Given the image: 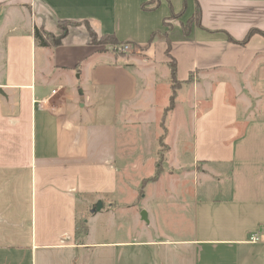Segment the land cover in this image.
<instances>
[{
	"label": "crops",
	"instance_id": "1",
	"mask_svg": "<svg viewBox=\"0 0 264 264\" xmlns=\"http://www.w3.org/2000/svg\"><path fill=\"white\" fill-rule=\"evenodd\" d=\"M185 1L170 18L183 0H0V264H264V0ZM34 27L64 35L41 46ZM250 29L244 45L229 40ZM89 30L138 54L100 48ZM170 58L180 85L164 125L180 111L194 183L164 230L161 201L140 204L159 179L131 180L140 161L119 136L161 121L168 102L152 110L160 87L169 101ZM110 197L108 211L134 208L136 226L93 227Z\"/></svg>",
	"mask_w": 264,
	"mask_h": 264
},
{
	"label": "rangeland",
	"instance_id": "2",
	"mask_svg": "<svg viewBox=\"0 0 264 264\" xmlns=\"http://www.w3.org/2000/svg\"><path fill=\"white\" fill-rule=\"evenodd\" d=\"M67 24L62 23L60 27H65ZM101 38V37H100ZM97 37L92 36V41L99 45L98 47L102 48L105 47V43L100 42ZM110 45V44H109ZM109 51L116 55H125V54H131V53H137L134 50L130 51H122L118 48L117 45H110ZM233 74V73H232ZM214 77H221V78H227L229 81V77L223 72V73H216L213 74ZM234 81L239 83L241 86L245 85V80L242 76L237 75L232 78ZM252 81V80H251ZM165 86V85H164ZM171 86V85H170ZM231 89V88H230ZM229 89V93L231 94V90ZM168 90V89H167ZM245 91L243 93L247 94L248 90L244 89ZM165 91V87H160L158 96L155 101L154 109L152 110V113L158 115V118L160 117V112L162 111V108L166 105L161 104H167V93L166 95H163V92ZM249 95V94H247ZM166 96V97H164ZM164 98V99H163ZM187 102H184L182 104V109L185 112H188L187 105H191L192 101L191 99H186ZM245 104V103H244ZM206 102H202L200 107L198 108V111L205 109L207 107ZM180 114V111H178ZM178 113L176 114V117L168 122L167 129L164 127V132L161 127V121L160 119L156 122L152 121V123H149L148 125H145L142 123H138L134 125L135 127L128 126L123 130V133H120L119 140L121 142V139H124V136H127L130 149L135 150L136 149V156L131 157V160H137L140 161V164H135V169L133 171V175L131 176V180L136 182H139L142 178L143 184H145L147 180H150L154 175L156 177V181L159 179V181L154 183H147V186L145 187L146 191V198L141 202L142 206L145 204L146 206L151 205V199L156 198L161 201V205L157 206L155 211L158 216V225H161L162 228L166 229V223L168 222L167 219L172 217L173 215H181V206L180 203L183 199H187L189 196L193 195V175L190 170H192L193 167H191V157L190 155V149H191V140L188 132L186 129H182V116L180 114L179 117ZM154 116V115H153ZM185 123V128H186ZM169 145L172 147L171 150H169ZM135 146V149L133 148ZM137 163V162H136ZM190 172V173H188ZM188 174L190 175L188 177ZM131 181V182H132ZM188 184V187L183 190L182 185ZM174 187L177 189H173L172 196H167L164 193L161 192L160 189H163L165 187ZM201 192V191H199ZM168 193V192H167ZM212 193V192H211ZM175 194V196H174ZM214 194L216 192L214 191ZM178 195V196H177ZM112 202V198L102 200L101 199V206L103 207V212H100L97 215V220L94 221L92 224L93 227L101 232L104 229L109 230V233L112 234L117 229H126V228H133L136 226V223L134 222V208L133 209H124V210H115V212H109L108 204ZM100 206V207H101ZM91 206H86L84 210H86V213H90ZM135 209L140 210L139 213V219H137V224L142 225L143 227H149L148 219L144 220L142 219V212L146 213V210L144 208H141L139 206H136ZM82 223L80 222V225ZM91 225V226H92ZM101 235V234H99Z\"/></svg>",
	"mask_w": 264,
	"mask_h": 264
},
{
	"label": "trees",
	"instance_id": "3",
	"mask_svg": "<svg viewBox=\"0 0 264 264\" xmlns=\"http://www.w3.org/2000/svg\"><path fill=\"white\" fill-rule=\"evenodd\" d=\"M156 5H157V3H156ZM156 5L151 2V3H149V5H146L145 7L146 8H154V7H156ZM185 7H186V1L183 0V6H182L181 11L179 13H177V14H174V13L171 12L170 18H174L176 16H179L181 13L184 12ZM199 16H200V9H199L198 6H196L194 15L191 18H189L186 23L182 24V31H183L184 34H188L189 33L193 21L197 25H199ZM62 23L63 22L60 21L58 23V25L60 26ZM165 24H167V23L165 22ZM256 31L257 30H255V29H250L242 40L235 41V40L230 39V38H229V40L232 41L233 43L244 45L246 43V41L248 40L249 36L252 33L256 32ZM89 34H90L91 38H92V36L95 37V35H93L92 31H90V30H89ZM63 35H64V30H63V33L61 35H59V37H56V36H54V35H52L50 33H46L44 30H42V29H40L38 27H34V29H33L34 39H35L36 43L38 45H41V46H47L49 44H55V45L59 44L60 38H62ZM99 41L103 42L105 44L118 45L117 40L114 38V36H111V35L102 36L99 39ZM167 65L169 67V78H170V83H171V93H170V96H169L168 105L164 108L163 116L161 118V127H162L163 132H164V127H163L164 126V114L167 111L173 109L174 104H175L176 90H177V88L180 85V83H179V81L177 80V77H176V62H175V60L173 58H170V60L168 61ZM155 179H156V177L154 175L152 178H150V180H147L145 182L153 181ZM142 183H143V181H142Z\"/></svg>",
	"mask_w": 264,
	"mask_h": 264
},
{
	"label": "built area",
	"instance_id": "4",
	"mask_svg": "<svg viewBox=\"0 0 264 264\" xmlns=\"http://www.w3.org/2000/svg\"><path fill=\"white\" fill-rule=\"evenodd\" d=\"M118 48L120 49V50H122V51H130L131 50V48L129 47V45L128 44H122V45H118ZM258 240V237L256 236V235H252V236H250V238H249V241H251V242H254V241H257Z\"/></svg>",
	"mask_w": 264,
	"mask_h": 264
},
{
	"label": "water",
	"instance_id": "5",
	"mask_svg": "<svg viewBox=\"0 0 264 264\" xmlns=\"http://www.w3.org/2000/svg\"><path fill=\"white\" fill-rule=\"evenodd\" d=\"M97 206H101V204L100 203H98V205ZM142 219H144V220H147V218H146V213L145 212H142Z\"/></svg>",
	"mask_w": 264,
	"mask_h": 264
}]
</instances>
